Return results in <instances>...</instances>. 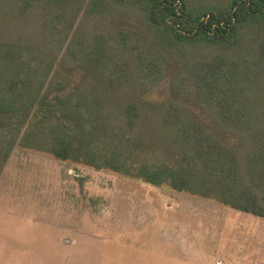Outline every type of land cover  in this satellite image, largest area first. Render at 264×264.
Returning a JSON list of instances; mask_svg holds the SVG:
<instances>
[{"label":"trees","instance_id":"obj_1","mask_svg":"<svg viewBox=\"0 0 264 264\" xmlns=\"http://www.w3.org/2000/svg\"><path fill=\"white\" fill-rule=\"evenodd\" d=\"M17 146L264 217V0H0Z\"/></svg>","mask_w":264,"mask_h":264},{"label":"rangeland","instance_id":"obj_2","mask_svg":"<svg viewBox=\"0 0 264 264\" xmlns=\"http://www.w3.org/2000/svg\"><path fill=\"white\" fill-rule=\"evenodd\" d=\"M0 264H264V217L17 146L0 177Z\"/></svg>","mask_w":264,"mask_h":264}]
</instances>
